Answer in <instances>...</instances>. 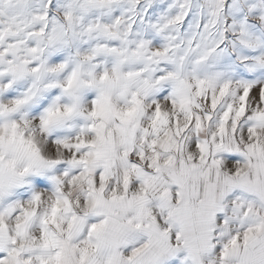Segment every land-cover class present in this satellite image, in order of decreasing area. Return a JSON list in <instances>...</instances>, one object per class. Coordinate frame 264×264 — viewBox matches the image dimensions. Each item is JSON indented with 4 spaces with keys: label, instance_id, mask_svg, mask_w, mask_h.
I'll return each instance as SVG.
<instances>
[{
    "label": "snow or ice",
    "instance_id": "snow-or-ice-1",
    "mask_svg": "<svg viewBox=\"0 0 264 264\" xmlns=\"http://www.w3.org/2000/svg\"><path fill=\"white\" fill-rule=\"evenodd\" d=\"M0 264H264V0H0Z\"/></svg>",
    "mask_w": 264,
    "mask_h": 264
}]
</instances>
